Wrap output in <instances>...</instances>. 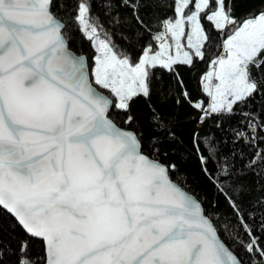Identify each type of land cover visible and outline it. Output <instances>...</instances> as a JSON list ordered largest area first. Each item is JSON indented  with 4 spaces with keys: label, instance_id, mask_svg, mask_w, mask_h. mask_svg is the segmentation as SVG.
Wrapping results in <instances>:
<instances>
[{
    "label": "snow or ice",
    "instance_id": "6c2138e0",
    "mask_svg": "<svg viewBox=\"0 0 264 264\" xmlns=\"http://www.w3.org/2000/svg\"><path fill=\"white\" fill-rule=\"evenodd\" d=\"M122 3L135 12L140 0ZM90 4L78 0L72 22L97 52L93 80L69 48L56 0H0V206L43 239L46 264H242L201 202L171 179L176 166L161 162L160 146L175 140L167 123L154 114L149 156L143 134L119 127L110 110L127 112L134 98L150 97L151 69L173 71L211 54L201 81L209 107L193 106L204 113L201 121L233 114L264 89V11L237 19L226 0H173L174 17L161 20L162 31L151 36L157 47L149 43L133 62L101 38ZM202 19L219 33L218 54L206 47L213 42ZM244 115L247 132L238 129L235 137L247 135L251 144L264 121ZM206 150L201 164L207 170L217 160L214 184L227 194L220 181L234 168L220 164L214 142ZM256 156L264 160V152ZM240 220L250 238L242 246L264 264V247Z\"/></svg>",
    "mask_w": 264,
    "mask_h": 264
},
{
    "label": "trees",
    "instance_id": "16d2710c",
    "mask_svg": "<svg viewBox=\"0 0 264 264\" xmlns=\"http://www.w3.org/2000/svg\"><path fill=\"white\" fill-rule=\"evenodd\" d=\"M226 2L231 4L237 19L264 11V0ZM109 3L110 7L106 6ZM77 4L78 0H56L53 11L64 17L62 22L67 25L69 47L77 54L86 55L91 71L94 49L72 22ZM172 4L173 0H140L134 12L124 7L122 0H91L90 7L91 16L97 18L101 33L111 46L135 62L145 46L154 44L151 36L162 31L160 21L174 16ZM212 7H215L214 2ZM137 17L143 21L142 25ZM202 26L213 42L206 47L218 54L215 44L219 42V33L206 19H202ZM212 58L211 54L204 60L196 58L193 65H175L173 71L159 66L151 69L150 97L141 95L134 98L127 112L113 107L110 116L117 125L143 134V150L149 156L152 155L150 136L154 114L165 121L175 140L160 146L159 158L162 163L176 166L170 172L171 179L201 202L205 215H210L217 225L218 235L242 264H260V254L247 252L241 244V241L247 244L250 238L240 217L259 240V246L264 247V160L256 156L257 152H264V130H261L264 124L257 130V140L251 144L247 142V135L244 139H237L235 131L247 132L245 113H251L257 122L264 121V89L246 105L237 107L233 114H211L201 121L204 113L195 108L193 102L202 103L205 109L209 103L201 77L209 69ZM100 90L109 95L107 90ZM128 116L133 118L130 126L123 123ZM197 137L199 145L195 142ZM209 142H214L220 164L227 160L228 167L234 168L230 179L220 181L228 188L227 194L218 192L214 184L219 175L217 160L213 158L204 170L199 159L201 154L208 157L206 149ZM198 147L200 151H197ZM250 160H256L255 165H250ZM229 195L239 206V215L230 206ZM21 260L28 264H44L43 243L25 234L17 222L0 208V264H21Z\"/></svg>",
    "mask_w": 264,
    "mask_h": 264
},
{
    "label": "water",
    "instance_id": "95a60500",
    "mask_svg": "<svg viewBox=\"0 0 264 264\" xmlns=\"http://www.w3.org/2000/svg\"><path fill=\"white\" fill-rule=\"evenodd\" d=\"M70 48V47H69ZM77 57H83V63H84V65H85V70L88 72V74H89V78H90V80H91V74H90V66H89V63H88V59H87V57H86V55L85 54H77L76 52H74L72 49H70ZM93 86L95 87V88H97V90L98 91H100V92H103V91H101L95 84H93ZM104 93V92H103ZM105 94V93H104ZM105 95H107V94H105ZM119 126V125H118ZM119 127H121V126H119ZM121 128H124V127H121ZM127 130H131V129H129V128H126ZM175 182V181H174ZM180 186V185H179ZM185 190V189H184ZM186 191V190H185ZM187 192V191H186ZM189 193V192H188ZM190 195H192L191 193H189ZM193 196V195H192ZM0 208L2 209V210H4L7 214H9L16 222H17V224L20 226V228L24 231V233L25 234H27V235H29L31 238H34V239H37V240H40V241H42V243H43V247H44V255H45V260H44V264H46V261H47V257H46V248H45V243H44V241H43V239L42 238H40V237H34V236H32L31 234H29L23 227H22V225H20L19 224V222L17 221V219L8 211V210H6V209H4L2 206H0ZM220 237V236H219ZM221 239V238H220ZM221 241L225 244V242L221 239ZM225 246L226 247H228L226 244H225ZM229 248V247H228ZM230 249V248H229ZM230 251H232L231 249H230ZM233 252V251H232ZM233 254L236 256V254L233 252ZM237 257V256H236ZM237 259L239 260V258L237 257ZM240 261V260H239Z\"/></svg>",
    "mask_w": 264,
    "mask_h": 264
},
{
    "label": "rangeland",
    "instance_id": "374dc122",
    "mask_svg": "<svg viewBox=\"0 0 264 264\" xmlns=\"http://www.w3.org/2000/svg\"><path fill=\"white\" fill-rule=\"evenodd\" d=\"M194 2H195V0H193V4H194ZM174 17V16H173ZM100 36H101V38H105L104 37V35L100 32ZM107 39V38H106ZM167 39H168V41L169 42H171V37H170V35L167 37ZM182 39V43H184L185 45L187 44V40H186V37H182L181 38ZM108 40V39H107ZM154 42V44H152L153 45V47L154 48H156L157 47V44H158V42L157 41H153ZM92 45V44H91ZM114 48V47H113ZM94 49V55H93V57H92V62H91V71H90V74H92V69H93V67H94V57L97 55V52H96V50H95V48H93ZM114 50L117 52V53H120L117 49H115L114 48ZM158 50V49H157ZM121 54V53H120ZM173 54H174V48H173ZM210 70V66H209V69L202 75V77H201V81H202V78L206 75V73L208 72ZM91 78H92V80H93V77H92V75H91ZM93 83H94V81H93ZM204 83H208V81L207 80H204ZM217 83H219L218 81H216L215 80V78H213V80L211 81V84H212V86H214L215 84H217ZM201 85H202V88H203V83L201 82ZM97 86V85H96ZM98 88H99V86H97ZM204 90V89H203ZM205 92V91H204ZM206 93V92H205ZM209 98V102H210V97H208ZM209 107V103H208V105H207V107H206V109Z\"/></svg>",
    "mask_w": 264,
    "mask_h": 264
}]
</instances>
